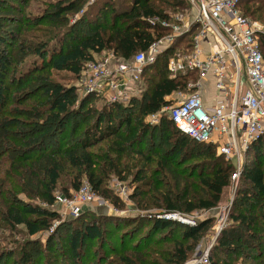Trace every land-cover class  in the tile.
<instances>
[{
  "label": "trees",
  "instance_id": "16d2710c",
  "mask_svg": "<svg viewBox=\"0 0 264 264\" xmlns=\"http://www.w3.org/2000/svg\"><path fill=\"white\" fill-rule=\"evenodd\" d=\"M6 2L0 0V17L5 15ZM85 2L58 0L37 16L15 15L14 9L6 16L15 15L11 23H18L19 29L10 32L9 40L0 36L2 232L14 234L18 226H24L30 236L49 230L60 219L52 207L65 178L69 184L64 186V195H71L70 187L79 190L86 179L94 192L118 206L119 199L110 191L108 181L112 175L126 180L133 174L136 185L130 197L140 209L184 215L213 209L225 189L233 185L235 166L218 153L215 144L196 141L167 116L158 124L145 121L169 106L168 97L174 92L187 90L193 75L171 78L168 60L189 34L145 67L144 92L128 103L106 102L99 108L95 106L101 101L98 95L81 97L76 85L50 78L54 70L69 71L79 78L84 64L105 51L128 59L148 50L169 30L150 19L169 18L167 10H187V0H122L119 6L116 0H95L71 23L70 14L83 10ZM238 8L243 16L264 21V0H240ZM190 46L191 38L185 47ZM260 47L264 53V34L260 35ZM159 133L166 142H175L176 148L169 154L152 151L153 141L145 146L147 139ZM191 160L194 164L179 169ZM239 181L231 224L217 236L210 251L211 264H236L238 260L264 264V135L250 146ZM147 213L139 218L98 216L64 221L44 245L47 263L64 264L68 257L70 264H84L92 250L97 252V260L105 262L110 257L101 254L100 248L94 249L95 241L105 247L102 227L114 224L117 229L138 223L122 236L121 249H112L118 260L114 263L185 264L212 226L211 219L191 226ZM146 224V234L129 245L130 238ZM167 244L170 246L164 247ZM42 245L29 239L15 248L0 246V264L11 259L13 264H42Z\"/></svg>",
  "mask_w": 264,
  "mask_h": 264
},
{
  "label": "built area",
  "instance_id": "2783aa9c",
  "mask_svg": "<svg viewBox=\"0 0 264 264\" xmlns=\"http://www.w3.org/2000/svg\"><path fill=\"white\" fill-rule=\"evenodd\" d=\"M193 9L189 19L183 15L170 18L154 17L152 24L172 30L155 40L146 51L125 59L114 51H105L86 62L78 78L82 96L96 94L109 103H128L144 92L142 74L154 64L178 38L195 27L191 46L186 53L174 50L168 60L170 77L193 75L187 87L192 92H174L168 97L169 106L150 115V124H158L167 116L185 134L201 143H213L225 159L234 161L232 181L237 189L250 146L264 135V53L260 35L264 30L242 15L240 0H187ZM188 24L182 31L180 23ZM191 35V34H190ZM191 78V79H192ZM209 79L204 83V79ZM215 88L210 100L204 95ZM215 92L217 98H215ZM100 199L88 182L72 195L56 194L55 204L64 205L77 214L81 205ZM158 218L176 220L191 226L200 222L179 212L157 213ZM224 229L222 227L219 233ZM210 248L188 264H211Z\"/></svg>",
  "mask_w": 264,
  "mask_h": 264
},
{
  "label": "rangeland",
  "instance_id": "374dc122",
  "mask_svg": "<svg viewBox=\"0 0 264 264\" xmlns=\"http://www.w3.org/2000/svg\"><path fill=\"white\" fill-rule=\"evenodd\" d=\"M56 1L58 0H7L6 6L3 7L4 9L3 14L5 15H3V17H0V25H2V27L0 28V36H3L7 40H9L10 32H17V30L19 29V24L11 23L12 19L17 18L15 15H21V12H22V15L24 16L40 15L46 10H48L47 9L48 4H50L51 2H56ZM94 1L95 0H87V2H85V6L83 7L84 8L83 10H80L75 15L70 14L69 20L71 21V23H76L78 19L83 15V13L89 8V5H91ZM121 2L122 0H116V3L118 4V6L119 4H121ZM13 6L15 7L13 8ZM12 9H14L13 14L15 15H10V17H6L7 15H9ZM167 11H168L171 23H173L172 21L175 20L176 15L177 16L183 15L185 19H189L188 17H191V15L193 14V9L190 6H188L187 10H180L176 12L170 11V10H167ZM11 16H14V17H11ZM251 21H253L256 25L260 26L262 30H264V21L262 22V21L254 20V19H252ZM180 24L182 26L185 24L181 28L182 31L188 28V24L184 22H181ZM43 28H46V27H43ZM195 32H197L196 28L191 27L190 31H188L187 34L185 33V35H183L182 37L188 34L189 35L191 34V35L190 36L188 35L185 37V39H183L180 45H178L176 51H180L181 53H184V52L186 53L187 48L185 47V45L188 43V40H190L191 36L195 34ZM172 33H173L172 30L169 29L166 34H172ZM0 46L3 47V45H0ZM51 72L52 74H50L51 75L50 78L53 81L60 82L64 85H76L77 86L78 84V78H76L75 75L69 71H59L58 72L54 70ZM191 78L188 79V81L194 80V78L192 79ZM208 81L209 79L208 80L207 78L204 79L205 84L208 83ZM192 91H193L192 89L189 90L187 87V90L185 91L183 90L182 92H185V94H187L188 92L190 93ZM214 91H215L214 86L208 89L209 94L204 95V99L209 101L210 100L209 95H212ZM78 92L79 94L83 93L82 90ZM207 97H209V99H207ZM215 98H217L216 92H215ZM106 102L107 101L105 99L101 98V101L99 100L98 102H96L95 106L101 108ZM145 121L149 123L148 119H146ZM158 135L159 136H156L154 139H150V138L147 139L145 142V146H148V147L151 146L150 141H153L152 151L159 149L165 154L166 153L169 154L170 152L174 150V148H176V145H174L175 143L174 140L170 142H166L164 138L160 136V133ZM181 162L180 164H182ZM194 162L195 160H191L186 165L181 166L179 169L187 167L188 165H192L194 164ZM231 163H233V165L236 164L234 161H231ZM153 166H155V164ZM234 166L236 167V165ZM151 168L153 169L154 167H151ZM65 179L62 182H60L59 187L56 191V194H61V195L64 194V190H63L64 186L68 187V184H69V181ZM85 182H87V180L83 179L82 183H85ZM240 182L241 181H239L238 183L237 189H235L234 184L231 187L225 189L221 202L213 209L208 210V211L197 210V211H194L188 214L189 216L196 218L200 222L202 220L211 219L212 226L209 229V231L200 239L199 243L195 247L194 253L192 254V256L189 258V260L185 264L190 263L195 258H199L198 257L199 254L205 252L208 248L211 249L212 246L215 244L216 235L218 234L220 229L222 227H227L229 224H231L230 214L233 211L234 204L237 202L236 198H237L239 186H241ZM135 185L136 184L133 182V174H129L126 180H122V178H120L117 175H112L108 181V187L110 188V191L112 192V194L118 197L119 199L118 206L115 205V203L112 201L111 198L102 196L103 198L106 199L107 204H102L100 202V199L96 198L91 203L81 205L80 210L77 215V214H72L68 210V208H66L64 205L54 204L52 209L59 213L60 219L54 221L49 230L41 231L40 233L33 235V236L28 235L26 228L24 226H18L14 234L11 233V231L9 230H5L3 232L1 230L0 232L2 233H0V246H8V247L13 248L14 246L15 247L18 246L19 243H23L25 240L36 239L40 241V244H43L42 245L43 246L42 247L43 256H42L41 263L42 264H52L50 262L47 263L46 256H49V255L48 253H46L44 245L46 244V241L49 235L51 234V232H54L60 226V224L64 221L76 219L77 222H79V220L81 222L84 219H90L91 217L96 218L98 216L99 217L113 216L117 219L128 218V217L139 218V217L147 216L146 215L148 214L147 212L153 213L155 215L157 213H162V211H158L157 209L145 211L143 209H140L137 206L135 199L130 197L135 189ZM70 191H71V195H72V192H75L73 191V188L71 187L69 189V192ZM181 223L186 224L184 222H181ZM147 224L146 226L142 225V227L139 229V233L136 234L134 237L130 238V240L128 241L129 245L136 243L142 236L146 234L148 227H149V225ZM138 225H139L138 223L122 224L117 229L115 228L114 224L104 225L102 228H103L104 238L106 240V243L104 244L105 247L101 248L100 241H95L94 249L100 248L99 252H101V254H105V256L112 258L114 256L113 253L111 252L112 249L116 248L118 250V249H121L122 247V243H121L122 236L124 234L126 235V232L130 233V231L134 230L136 226ZM59 231L64 232V230H62L61 228L59 229ZM169 246L170 245L167 244L164 247H169ZM58 247L62 249V246L58 245ZM94 252L95 251L92 250L90 253L87 254V257H86L87 259L84 261V264H116L117 262L116 263L114 262L118 261L117 257L114 256L115 257L114 260L108 258L107 261L101 262V260L96 259V257H98L97 252L95 253ZM35 259L37 260V257ZM64 259H65L64 264L65 263L70 264V260L68 257H65ZM13 260L14 259H11L8 264H13ZM95 260H97V263H95ZM199 264H202V263H199ZM203 264H206V263H203ZM236 264H242L241 260H238Z\"/></svg>",
  "mask_w": 264,
  "mask_h": 264
},
{
  "label": "crops",
  "instance_id": "0c3cea01",
  "mask_svg": "<svg viewBox=\"0 0 264 264\" xmlns=\"http://www.w3.org/2000/svg\"><path fill=\"white\" fill-rule=\"evenodd\" d=\"M207 94H209V93H206V95H207ZM209 97H210V98H213V97H211V95H209ZM209 97H207V99H209Z\"/></svg>",
  "mask_w": 264,
  "mask_h": 264
}]
</instances>
